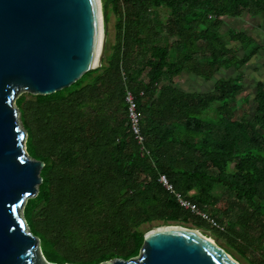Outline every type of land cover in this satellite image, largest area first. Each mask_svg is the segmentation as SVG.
Masks as SVG:
<instances>
[{"label": "trees", "instance_id": "obj_1", "mask_svg": "<svg viewBox=\"0 0 264 264\" xmlns=\"http://www.w3.org/2000/svg\"><path fill=\"white\" fill-rule=\"evenodd\" d=\"M111 11L115 41L100 68L16 100L28 153L44 163L23 214L45 260H130L141 225L162 221L210 230L237 262L264 264V81L249 100L242 69L264 48L222 30L243 13L262 17L264 0H103L106 23ZM222 69L234 73L209 92L179 85L183 74L208 83ZM127 90L149 153L131 133Z\"/></svg>", "mask_w": 264, "mask_h": 264}, {"label": "water", "instance_id": "obj_2", "mask_svg": "<svg viewBox=\"0 0 264 264\" xmlns=\"http://www.w3.org/2000/svg\"><path fill=\"white\" fill-rule=\"evenodd\" d=\"M106 36L102 0H0V264H54L23 214L44 163L28 153L16 100L100 68ZM101 264L239 263L199 229L169 223L145 232L137 257Z\"/></svg>", "mask_w": 264, "mask_h": 264}, {"label": "rangeland", "instance_id": "obj_3", "mask_svg": "<svg viewBox=\"0 0 264 264\" xmlns=\"http://www.w3.org/2000/svg\"><path fill=\"white\" fill-rule=\"evenodd\" d=\"M157 14L159 15V13ZM161 14H162L161 16H163L164 14L163 10H161ZM162 19H164V17H162ZM116 21H117L116 14L113 11H111L109 22L108 23L105 22V30L107 33L106 44L109 41L110 42L115 41ZM226 28H233L236 30H241L245 32L246 34H250L252 38L258 43H260L261 46L264 48V15L262 17H259V16H250L246 13H243L239 17H236L233 19H226L225 27L222 30L225 31ZM235 44H238V43H235ZM237 53L238 55H240L241 53L240 47H238ZM242 69L244 70V75H245L244 84L246 87L243 95L249 94V100H251V96L253 95V90H254L256 82L264 81V49H260L258 53H256L253 57H251L250 61ZM233 73H234L233 69H228V70L222 69L212 81H210L209 83H206L205 85H203V83L200 82L201 81L200 79H199L200 81H198L197 80L198 78H195L193 76L190 78L180 77L178 81H179L180 86L186 89L188 88L191 90L209 91L213 89V84L216 81H218L222 77L231 76L233 75ZM163 224H169V223H164L162 221H153V222L145 223L141 225L140 228L144 230L145 232H147L148 230L154 227H158ZM184 226H187L190 228H197V226H195L192 223L184 224ZM197 229H199V231H201L203 234L212 238L217 245H220V246L225 245L223 239H218L212 231L206 230L204 228H197ZM238 263L245 264L241 260L238 261Z\"/></svg>", "mask_w": 264, "mask_h": 264}, {"label": "built area", "instance_id": "obj_4", "mask_svg": "<svg viewBox=\"0 0 264 264\" xmlns=\"http://www.w3.org/2000/svg\"><path fill=\"white\" fill-rule=\"evenodd\" d=\"M141 95H143V92H141ZM126 103L128 105V118H129V123H130V128H131V133L134 137L135 140L138 141V143L141 145V149L143 153H149L148 150L146 149L144 145L145 138L142 135L141 128H140V115L137 112V105H136V96L130 91H126V96H125ZM159 181L170 191H172V185L168 183V179L165 174H161L159 177ZM178 196H180L178 194ZM180 198V197H179ZM180 201L182 202L183 205L192 208L195 210L197 213H200L199 210L195 208L193 204L190 202H187L186 200H183L180 198Z\"/></svg>", "mask_w": 264, "mask_h": 264}, {"label": "crops", "instance_id": "obj_5", "mask_svg": "<svg viewBox=\"0 0 264 264\" xmlns=\"http://www.w3.org/2000/svg\"><path fill=\"white\" fill-rule=\"evenodd\" d=\"M161 10H163V13H164V9H162V8H156V10L154 9V12L157 14V13H159V15H160V17H161V20H164L165 19V14H163V16H161L162 14H161ZM166 11V10H165ZM162 17H164V19H162ZM193 76V75H192ZM191 75H189V74H183V76H182V78L183 77H186V78H190V77H192ZM194 77V76H193ZM196 78V77H195ZM200 78H198L197 80L198 81H200V82H202L203 83V85H205L207 82H205V81H203L202 79H200ZM209 83V82H208ZM215 84V83H214ZM214 84H213V87H214ZM180 85V84H179ZM181 88H183V87H181ZM184 90H191V89H186V88H183ZM192 91H199V90H192ZM209 91H211V90H209ZM209 91H203V92H209Z\"/></svg>", "mask_w": 264, "mask_h": 264}, {"label": "bare ground", "instance_id": "obj_6", "mask_svg": "<svg viewBox=\"0 0 264 264\" xmlns=\"http://www.w3.org/2000/svg\"><path fill=\"white\" fill-rule=\"evenodd\" d=\"M102 35H103V33H102ZM202 233V232H201Z\"/></svg>", "mask_w": 264, "mask_h": 264}]
</instances>
